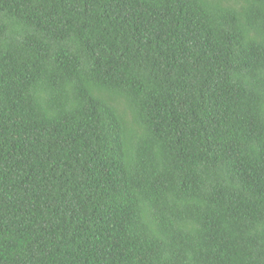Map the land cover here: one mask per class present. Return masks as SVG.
I'll return each mask as SVG.
<instances>
[{
  "label": "trees",
  "instance_id": "1",
  "mask_svg": "<svg viewBox=\"0 0 264 264\" xmlns=\"http://www.w3.org/2000/svg\"><path fill=\"white\" fill-rule=\"evenodd\" d=\"M0 264H264V0H0Z\"/></svg>",
  "mask_w": 264,
  "mask_h": 264
}]
</instances>
